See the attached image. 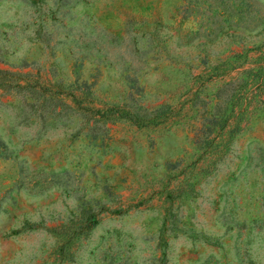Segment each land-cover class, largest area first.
<instances>
[{
	"label": "rangeland",
	"instance_id": "374dc122",
	"mask_svg": "<svg viewBox=\"0 0 264 264\" xmlns=\"http://www.w3.org/2000/svg\"><path fill=\"white\" fill-rule=\"evenodd\" d=\"M0 264H264V0H0Z\"/></svg>",
	"mask_w": 264,
	"mask_h": 264
},
{
	"label": "trees",
	"instance_id": "16d2710c",
	"mask_svg": "<svg viewBox=\"0 0 264 264\" xmlns=\"http://www.w3.org/2000/svg\"><path fill=\"white\" fill-rule=\"evenodd\" d=\"M87 110H92V109H89V108H86ZM116 109V107H114V108H111V107H109V108H104L103 109V111H102V114H105L106 112H108V111H113V110H115ZM99 110V108H97L96 109V111H98ZM158 113H155L154 114V116L155 115H157ZM159 114H162V113H159ZM163 116H164V114H163ZM129 118L131 119V120H136V119H138V117H137V115L135 114V113H132V115H130L129 116ZM87 218H86V221H85V223H84V226L82 227L83 229H86V228H88L89 227V225H91L94 221H95V218L93 217V215H92V213L90 212V213H88L87 214ZM89 217H90V219H89Z\"/></svg>",
	"mask_w": 264,
	"mask_h": 264
}]
</instances>
